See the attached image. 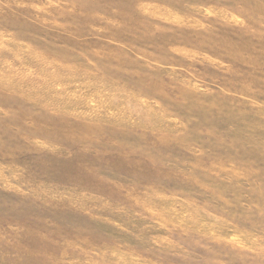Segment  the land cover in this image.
I'll list each match as a JSON object with an SVG mask.
<instances>
[{
  "label": "rangeland",
  "instance_id": "rangeland-1",
  "mask_svg": "<svg viewBox=\"0 0 264 264\" xmlns=\"http://www.w3.org/2000/svg\"><path fill=\"white\" fill-rule=\"evenodd\" d=\"M0 264H264V0H0Z\"/></svg>",
  "mask_w": 264,
  "mask_h": 264
}]
</instances>
